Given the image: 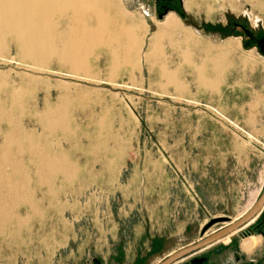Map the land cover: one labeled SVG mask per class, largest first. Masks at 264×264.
<instances>
[{"label": "rangeland", "instance_id": "rangeland-1", "mask_svg": "<svg viewBox=\"0 0 264 264\" xmlns=\"http://www.w3.org/2000/svg\"><path fill=\"white\" fill-rule=\"evenodd\" d=\"M110 1L126 20L147 24L134 66L112 68L99 50L87 71L55 56L37 70L5 38L0 102L13 118H0V141L10 121L22 142L9 153L20 172L0 264H92L88 257L111 245L128 251L127 264H157L226 225L200 232L214 218L233 220L262 192L264 132H246L264 120V54L243 30L264 38L263 0H175L174 8ZM168 15L196 35L189 50L178 31L151 49ZM19 87L27 91L21 99L9 98ZM61 103L65 117L54 118L63 125L50 128L44 114ZM246 147L254 151L248 165L240 157ZM33 149L63 157L66 172L41 167ZM11 169L4 171L12 178ZM243 231L211 247L240 250Z\"/></svg>", "mask_w": 264, "mask_h": 264}, {"label": "bare ground", "instance_id": "bare-ground-1", "mask_svg": "<svg viewBox=\"0 0 264 264\" xmlns=\"http://www.w3.org/2000/svg\"><path fill=\"white\" fill-rule=\"evenodd\" d=\"M188 3L187 0L186 6ZM176 20L178 21V19ZM146 30V23L140 26L133 20H126V16L122 15L118 5L110 0H0V50L5 46V38H12L22 58L33 61L35 65H32L33 69L37 70L46 66L50 57L55 56L60 65H65L75 71L78 69L87 71L91 60L99 59L97 55L99 50L108 52L109 55L107 53L106 55L110 57L112 68L123 64L134 66L142 43L140 33L144 35ZM175 31L179 32L180 42L185 46V49L196 44L194 32L182 24L176 23L172 19V15H168L166 23L159 24L150 36L151 49L154 50L163 37L170 36ZM110 45L114 46L111 47ZM227 47L224 46L223 51L227 50ZM213 60L215 66L220 63L219 59ZM167 78L171 79L172 77L167 75ZM25 90L20 89V87L13 89L9 98L21 99L20 96L27 92ZM62 104L57 108H49L45 112L44 117L48 119L45 122L51 126L50 128L63 125H59L61 121L58 120L59 123L57 121L59 117L62 118L63 116V119L65 117L64 111L62 112ZM9 112L1 101L0 118L10 120L9 118H13V116L10 117L12 113L10 110ZM11 120L14 123V120ZM9 123L10 121L4 127L6 130L3 133V139L0 141V235L5 231L7 221L14 218L11 208L12 205L17 204L14 195L17 193L15 192L16 183L13 176L20 172L19 166L11 154L9 156V153L11 147H20L22 137H17V135L21 130L16 124L17 122H15L16 125ZM31 153L43 168L49 169L51 167L49 170L53 169V172L58 170L60 173L61 170L63 173L68 168L67 161L59 155H48L47 152L39 149H33ZM6 165L12 167L9 173L12 178L6 176L4 171ZM42 173L46 176L44 171ZM236 231L239 230H234L230 234ZM229 235L222 239L227 241ZM258 241L259 239L254 235L247 236L242 240L240 247L244 252L249 253Z\"/></svg>", "mask_w": 264, "mask_h": 264}, {"label": "water", "instance_id": "water-1", "mask_svg": "<svg viewBox=\"0 0 264 264\" xmlns=\"http://www.w3.org/2000/svg\"><path fill=\"white\" fill-rule=\"evenodd\" d=\"M243 31L248 38L254 41V43L258 46L260 52L264 54V38L256 39L250 30L244 29ZM260 214H262L264 217V187L259 197L254 201L253 205L248 209L246 213H244V215H242L235 221H231L227 217H219L212 219L210 222H208L202 227L200 231L201 234H203L206 231V229L215 222L228 221L229 223L227 225L220 227L218 230L214 231L209 236L203 237L199 241L193 244H190L186 247H183L177 251L170 253L157 264H175L184 257L189 256L196 251H200L206 247L212 246L217 241L229 235L234 230H243L245 228H248V226H250ZM259 233L263 234L262 231H259ZM216 251L218 252V249ZM187 264H195V262L191 261V263H187ZM196 264H209V263L207 262V259H203ZM228 264H232V263H228ZM233 264H264V262L263 261L240 262L239 258H237L236 262Z\"/></svg>", "mask_w": 264, "mask_h": 264}, {"label": "crops", "instance_id": "crops-1", "mask_svg": "<svg viewBox=\"0 0 264 264\" xmlns=\"http://www.w3.org/2000/svg\"><path fill=\"white\" fill-rule=\"evenodd\" d=\"M247 129H249V131L246 132V134L250 133V134H253V135H257L258 133H256V132H258L260 130H262L264 132V120L263 119H257L256 123L254 125L253 124L247 125ZM251 129H254V131H252ZM253 152H251L250 149L246 147L245 150L240 153V157L242 158L241 160H242L243 164H247V165L250 164V162L252 160V158L250 157V153H251V155L252 154L254 155ZM232 156L234 157V155H231V157ZM255 200H256V198L254 197L252 199V201L249 203V205L246 207V209L244 211H242L240 214L246 213L248 211V209L253 205ZM240 214L236 218H234L233 220H235L238 217H240L241 216ZM255 221L256 222H254V223H258V225L256 226V228L255 227L252 228V225L249 226V228L251 230H250V232L245 230L246 231V236L244 235L245 236L244 238H247V236L249 237V236L254 235L255 237H257L259 239L257 245L252 248L250 253L243 252L241 250V248H240V250H238V252H236L238 255L244 257L243 262H249V261H254V262L260 261L261 262V261H264V217H263V215L260 214ZM254 223H253V225H254ZM257 227H259V229ZM259 230H261L263 232V234H260ZM200 239L196 240L195 242L199 241ZM231 240L232 239H229L224 244H227V245L231 244ZM195 242H192L191 244H193ZM210 248H212V249L207 248L206 251H208V250L214 251V248H216V247H214V248L210 247ZM177 250H179V249H177ZM177 250H174V251H177ZM234 250H235L234 247L231 248V250L229 252H226V250L225 251L223 250L224 251L223 252L224 253L223 254V256H224L223 258H226V261L227 260L228 261L232 260L233 256L235 255L233 253ZM127 252L128 251H126V249L123 248L122 246L111 245L109 247V249L107 248V252L105 254L102 255L101 251H98V252L93 253L92 255H93V258H95L96 261H97L96 264H127L126 263L127 259H128V256L126 255ZM187 259L188 258L182 259L181 261L177 262V264L178 263L179 264L180 263H184V261H186ZM134 261H136V259Z\"/></svg>", "mask_w": 264, "mask_h": 264}, {"label": "flooded vegetation", "instance_id": "flooded-vegetation-1", "mask_svg": "<svg viewBox=\"0 0 264 264\" xmlns=\"http://www.w3.org/2000/svg\"><path fill=\"white\" fill-rule=\"evenodd\" d=\"M159 2H161V4L162 3H167L165 6H161V8L162 7H172V8H174L175 7V5H176V1L175 0H161V1H159ZM237 26H240V24L239 23H235ZM253 36L256 38V39H261L262 37H260L259 35H257V34H253ZM249 40H251V41H253L252 39H250V38H248ZM254 42V41H253ZM254 222H256V221H254ZM253 222V223H254ZM253 223L251 224L252 225V228H256V226L258 225V223H254V225H253ZM250 225V226H251ZM258 229H259V227H257ZM248 229V230H247ZM257 229V230H258ZM244 230V229H243ZM245 230H247V231H249L250 232V228H249V226H248V228H245ZM239 231H241V230H239ZM259 231H261V230H259ZM238 232V231H237ZM243 235H246V231L244 232L243 231ZM233 240H231V242H232ZM211 246H209V247H206V248H204V249H202V250H200V251H196V252H194V253H192L191 255H189V256H186V257H184L183 259H185V258H188L186 261H184V263H182V264H187V263H191V261H193V262H195V264L196 263H198V262H200L201 260H203V259H207V262L209 263V264H228V263H235L236 262V259L237 258H239V260H240V262H243V260H241L240 258H242V256H240V255H238L236 252H238V247H234L235 248V250L233 251V253L235 254L234 256H233V259L232 260H227L226 261V258H223L224 256H223V250L221 249V248H219V247H216V248H214V251H212V250H208V251H205L207 248H210ZM218 249V252L216 251ZM182 260V259H181ZM86 262H92V264H96V259L95 258H93V257H88V259L86 260ZM256 262H259V261H256ZM264 262V261H263Z\"/></svg>", "mask_w": 264, "mask_h": 264}]
</instances>
